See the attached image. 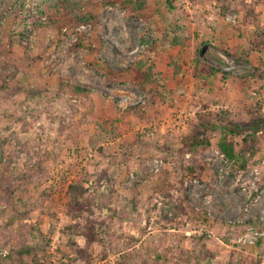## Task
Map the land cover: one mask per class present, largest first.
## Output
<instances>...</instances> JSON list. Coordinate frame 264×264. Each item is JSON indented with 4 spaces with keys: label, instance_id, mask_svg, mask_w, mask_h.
<instances>
[{
    "label": "rangeland",
    "instance_id": "obj_1",
    "mask_svg": "<svg viewBox=\"0 0 264 264\" xmlns=\"http://www.w3.org/2000/svg\"><path fill=\"white\" fill-rule=\"evenodd\" d=\"M47 1L0 0V264H166L172 243L191 258L171 264H264V142L233 170L211 131L222 119L264 131V0ZM198 58L230 74L202 82ZM150 67L154 83L138 74ZM206 134L212 147L192 154ZM85 173L95 214H121L92 241L65 207ZM167 193L183 207L173 220Z\"/></svg>",
    "mask_w": 264,
    "mask_h": 264
},
{
    "label": "trees",
    "instance_id": "obj_2",
    "mask_svg": "<svg viewBox=\"0 0 264 264\" xmlns=\"http://www.w3.org/2000/svg\"><path fill=\"white\" fill-rule=\"evenodd\" d=\"M12 5L14 7L21 6V0H12ZM139 7L143 6L146 0H139ZM170 5H172V2L168 1ZM58 6V1L51 0L47 1V8L49 9H55ZM66 7H69L68 5H65ZM70 4V12L73 11V8H71ZM16 9V8H15ZM94 19V17L89 14L87 17L83 18L81 21L83 22H91ZM245 21H248L245 19ZM40 26H43V24H40ZM20 37H24L25 35L20 33ZM23 40V39H22ZM180 38H174L173 43L179 42ZM86 41L85 40H79L78 42L75 43V46L77 47H84ZM28 51V50H27ZM218 60L223 63L224 61L221 58H218ZM249 73V72H248ZM140 78L145 81V82H156L155 75L153 73V68L150 67L147 71L140 70L139 73ZM230 74V70L228 69H223L220 66H217L213 63L206 62L202 58L197 59V63L194 67V76L198 79H200L202 82H207L211 78L216 77V76H222L226 77V75ZM249 75V74H248ZM72 90L78 94V95H90L94 93V90L92 88H89L87 86H84L82 84H72L71 85ZM100 97L103 98V100L107 103L112 102L113 105L119 104L117 99H113L111 96L106 95L103 92H97ZM140 103L138 104H130L128 106H125L124 112L126 114L129 113H135L136 111L140 109ZM212 130H220V135L217 141V148L219 152L231 162V166L233 170H240L244 171L249 168L251 163L254 161L253 159L256 157V155L261 151V146L262 143L264 142V131L262 133H259V130L257 129V125L254 123H245V124H232V123H227L224 119L216 121L215 124H211ZM114 134L116 133V129H114ZM213 145V140L212 138L206 134L203 136H197L193 138V141L190 143V151L192 154H198L199 152L203 151V149L212 147ZM132 156L131 154H127V156ZM3 163V158L0 159V164ZM191 171L193 168H190ZM64 182H67L65 178H62ZM4 183L9 184V181H6ZM0 188H3L2 184H0ZM114 189V188H113ZM112 189V190H113ZM93 190L87 185V180H86V173L82 174L80 177L73 179L71 182H69L68 189L66 191V204L65 207L67 208V213L70 215L72 214L74 217H83L85 219V222L90 223V227H88L87 230L84 231L86 234L87 238H89L91 241L100 237V230L95 231L97 228L100 229L103 226H109L107 224V221L111 222V218L116 216V215H121L119 213V210L117 211L116 208L112 209V212L110 213V219L103 220L102 217H99V215L95 214V207L97 205V202L95 203L94 201V193L92 192ZM112 195L114 194V190L111 191ZM6 197H3L4 200H8L11 193L12 189L9 186V189L6 190ZM93 197V198H92ZM167 198H169V204L170 207L173 206L172 204V199L173 195L171 193H167ZM91 199V200H90ZM93 199V200H92ZM137 203V201H135ZM183 207L179 205L173 206L172 210L167 208V214L165 217H167L170 220H173V218L178 214L179 211ZM170 211L172 212V216L169 214ZM86 213H92L93 218L89 219L86 217ZM95 224V226L93 225ZM83 226H69L66 227L67 231H70L74 233L73 231L77 230V232H80V228ZM65 229V230H66ZM84 229V228H83ZM86 229V228H85ZM89 236V237H88ZM205 236H195L194 238H197L198 240L204 238ZM138 241V239H135V241ZM263 238H260L257 242V245H261L263 243ZM133 244H130L129 247H131ZM128 248V247H127ZM180 249V250H179ZM179 250V251H178ZM82 251V249H80ZM80 253V252H78ZM75 256L76 260L71 259L70 261H77L79 259L80 255ZM127 253V252H126ZM123 253V259L124 260H134L136 261L135 256H133V253L131 254L128 252V254ZM167 253L163 255L164 260L166 261V264H171L174 261V257H178L179 261L183 262H189L191 256L189 254H186L183 252L181 247L179 246V243H172L167 247ZM199 254L201 252L199 251ZM84 254H81L83 256ZM209 256H212L210 253ZM68 261V263L70 262ZM34 264H40L39 260H35ZM121 264H124L121 262ZM143 264H146L143 262ZM259 264V263H256Z\"/></svg>",
    "mask_w": 264,
    "mask_h": 264
},
{
    "label": "built area",
    "instance_id": "obj_3",
    "mask_svg": "<svg viewBox=\"0 0 264 264\" xmlns=\"http://www.w3.org/2000/svg\"><path fill=\"white\" fill-rule=\"evenodd\" d=\"M93 150L91 149L90 151H89V156H93ZM160 163H162V160H159V159H156V160H154V165H155V167H156V169L158 170V168H159V165H160ZM56 248H57V245H56V242L55 241H53L52 243H51V252H55V250H56Z\"/></svg>",
    "mask_w": 264,
    "mask_h": 264
}]
</instances>
